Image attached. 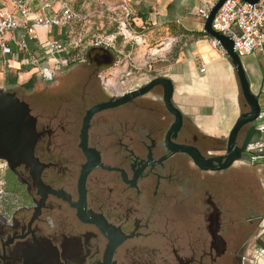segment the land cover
Listing matches in <instances>:
<instances>
[{"label":"flooded vegetation","instance_id":"flooded-vegetation-1","mask_svg":"<svg viewBox=\"0 0 264 264\" xmlns=\"http://www.w3.org/2000/svg\"><path fill=\"white\" fill-rule=\"evenodd\" d=\"M87 51L72 82L25 100L37 120L35 162L0 160V264H256L260 246L249 251L253 227L233 209L230 168L203 170L174 149L225 154L205 145L174 81L184 113L175 135L156 85L94 113L83 137L88 110L133 90L105 83V62L92 65Z\"/></svg>","mask_w":264,"mask_h":264},{"label":"rangeland","instance_id":"rangeland-1","mask_svg":"<svg viewBox=\"0 0 264 264\" xmlns=\"http://www.w3.org/2000/svg\"><path fill=\"white\" fill-rule=\"evenodd\" d=\"M1 1V0H0ZM69 3L76 17L66 26L55 28L62 33V37L72 35L79 42L77 50L79 62L71 63L62 69L52 80H46L37 76L35 84L22 90L20 83L26 82L34 74L35 70L24 68L18 72L19 82L16 86L6 83L5 77L0 73V87L16 91L22 99L36 104L38 98H45L44 88H64L67 83L73 81L75 73H81L85 66L83 63L86 50L97 43L107 46L116 54V63L104 73V82L110 84L117 91L134 89L146 84L158 76L170 77L175 83V100L181 97L185 89V81L188 80L187 61H194L198 70L202 68L199 55L194 52L195 41L199 37L192 33H183V25L196 29L202 26L200 17L194 11L200 5L201 0H65ZM39 3V0H36ZM186 3V5H181ZM55 9H59V3H53ZM147 22H143L137 16V11H148ZM36 11H42L37 6ZM127 26V28L125 27ZM204 28V26H203ZM203 30V29H202ZM49 36H54L52 33ZM46 36V34H44ZM208 38L209 36H204ZM222 68L225 78H222L226 89L236 92L237 100L242 112L248 111L249 106L243 97L237 74L232 67L231 60L225 50ZM259 53L255 51L254 55ZM248 57H243L246 61ZM84 65V66H83ZM1 72V71H0ZM16 72V73H17ZM12 73H15L13 68ZM73 74V75H72ZM196 84L210 85L211 77L208 74H195ZM160 98L162 91L152 94ZM141 99H146L143 97ZM187 117H190L186 115ZM260 122V121H258ZM196 131L202 132L196 127ZM211 138V137H210ZM205 141V145L216 150L224 149L226 145ZM230 167L227 177L230 178L233 209L242 213L245 223L253 227L250 239L249 251L255 246H264V198L263 189L257 185V178L250 170L243 166ZM2 167L0 166V190L2 188ZM1 195V193H0ZM253 257V253L251 254Z\"/></svg>","mask_w":264,"mask_h":264},{"label":"built area","instance_id":"built-area-1","mask_svg":"<svg viewBox=\"0 0 264 264\" xmlns=\"http://www.w3.org/2000/svg\"><path fill=\"white\" fill-rule=\"evenodd\" d=\"M59 3V9L53 3ZM218 0H202L194 14L205 22ZM37 6L42 11H36ZM76 14L65 0H1L0 1V71L7 73L11 59L19 68L34 69V74L52 80L62 69L79 59V42L71 34L66 37L49 36L53 28L69 24ZM127 28V26L125 25ZM212 27L234 40L240 57L264 51V0L249 3L243 0H226L214 16ZM46 36L40 38L39 31ZM35 42L39 48H33ZM214 47L222 48L218 40L210 37ZM98 44V43H97ZM264 55V54H263ZM3 65V67H1ZM201 72L206 70L202 63ZM260 121V122H258ZM257 127L264 133V106ZM241 166H258L264 170V139L254 135L240 161ZM256 264L264 260V248L255 253Z\"/></svg>","mask_w":264,"mask_h":264},{"label":"water","instance_id":"water-1","mask_svg":"<svg viewBox=\"0 0 264 264\" xmlns=\"http://www.w3.org/2000/svg\"><path fill=\"white\" fill-rule=\"evenodd\" d=\"M226 0H218L212 8L208 19L204 23L203 31L210 37L215 38L225 50L231 60L233 68L237 74L240 88L249 106L248 111L242 112L236 119L226 138V152L209 158L203 156L196 146L180 145L175 150L188 153L195 163L203 170H224L234 166L243 157L244 152L254 135L262 136L261 130L257 127L262 105L258 96L252 91L243 61L235 51L234 40L212 27L215 14ZM249 3H257L260 0H243ZM88 61L96 65L97 61H103L104 69L111 68L116 63L115 54L107 47L93 46L86 53ZM156 85H162L164 89L163 98L167 109L176 118L168 131V138L172 132L174 135L179 131L184 122V113L174 105V83L170 77L158 76L150 80L146 85L137 87L116 100L99 103L88 110L85 117L83 137L86 139V131L91 117L97 111L109 107H115L127 103L128 101L148 93ZM36 117L32 115L28 102L21 99L16 91H11L0 87V160L7 162L11 169L21 163L32 164L35 162L33 148L37 139ZM170 144V143H169ZM89 169L93 167L91 161L88 162Z\"/></svg>","mask_w":264,"mask_h":264},{"label":"crops","instance_id":"crops-1","mask_svg":"<svg viewBox=\"0 0 264 264\" xmlns=\"http://www.w3.org/2000/svg\"><path fill=\"white\" fill-rule=\"evenodd\" d=\"M181 5H186V3H182ZM185 8L188 9V5H186ZM204 23L205 22L202 23V26L199 24L196 29H191L184 24L182 25L188 30H202L204 29ZM44 34V30L39 31L40 38H44ZM31 45L33 48H39L38 44L35 42H32ZM194 52L199 55L201 61L205 63L206 70L201 72L200 69L198 70L194 61H187L189 75L188 80L185 81V85L188 88L185 89L184 94L179 97L176 102L183 112L193 119L195 125L200 129L203 135L226 140L236 119L242 113V108L237 100L236 92L226 89L227 85H224L222 81V78H225V73L222 69L225 66V61L223 60L225 54L222 49L214 47L209 39L204 36L199 37L195 41ZM254 53L249 55V58L243 61V64L251 83V89L258 96L261 105L264 106V51H258L259 54L257 56H255ZM243 57H248V55ZM243 57H241V59ZM10 65L11 68L7 69V73L3 71L0 73L7 75L8 73H12L13 68L15 73L27 68H19V63L16 59H11ZM1 67H3V65ZM208 73L212 80L210 85L204 84V86H201L196 84L194 80L195 74L200 75ZM262 137L264 139V133ZM237 166H241V163L238 162ZM243 167L250 170V172L256 176L257 185H259V187L261 185L264 198V170L261 171L258 166ZM260 247L264 248V246ZM261 264H264V260L261 261Z\"/></svg>","mask_w":264,"mask_h":264},{"label":"trees","instance_id":"trees-1","mask_svg":"<svg viewBox=\"0 0 264 264\" xmlns=\"http://www.w3.org/2000/svg\"><path fill=\"white\" fill-rule=\"evenodd\" d=\"M150 11H151V9H148V11H146V12L142 11V10L137 11V16L139 18H141L143 20V22H147ZM51 33L57 37L62 36V33L57 32V30H55V28H53ZM183 33H192V34H196L198 36H209L203 30H188L184 26H183ZM76 51L77 50H74L73 53H76ZM36 80H37V76L35 74H33L28 81L20 83L19 79H18V72L17 73H8L5 77V81L7 84H9L10 86H16V85H18V83H20L19 85L23 89L31 88L35 84ZM210 139L216 143L222 144L223 146L226 145V140L223 138L211 137Z\"/></svg>","mask_w":264,"mask_h":264}]
</instances>
